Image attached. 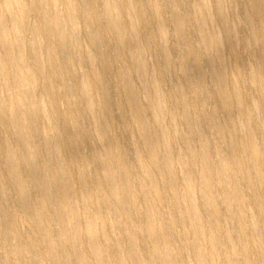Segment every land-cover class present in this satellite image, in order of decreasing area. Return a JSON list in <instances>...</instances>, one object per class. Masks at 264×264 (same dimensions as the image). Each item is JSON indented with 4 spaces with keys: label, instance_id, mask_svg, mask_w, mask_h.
Wrapping results in <instances>:
<instances>
[{
    "label": "bare ground",
    "instance_id": "bare-ground-1",
    "mask_svg": "<svg viewBox=\"0 0 264 264\" xmlns=\"http://www.w3.org/2000/svg\"><path fill=\"white\" fill-rule=\"evenodd\" d=\"M0 264H264V0H0Z\"/></svg>",
    "mask_w": 264,
    "mask_h": 264
},
{
    "label": "rangeland",
    "instance_id": "rangeland-1",
    "mask_svg": "<svg viewBox=\"0 0 264 264\" xmlns=\"http://www.w3.org/2000/svg\"><path fill=\"white\" fill-rule=\"evenodd\" d=\"M10 134H11V136H12V133H10ZM214 169H215V168L212 169L213 174L215 173V170H214ZM218 184L220 185V183H217V182H216V185L219 187ZM164 211L167 212V210H164ZM55 228H56V227H55Z\"/></svg>",
    "mask_w": 264,
    "mask_h": 264
}]
</instances>
